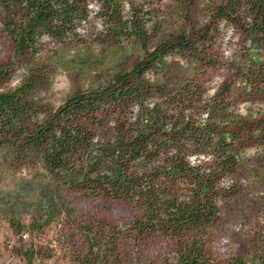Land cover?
Segmentation results:
<instances>
[{
	"label": "trees",
	"instance_id": "obj_1",
	"mask_svg": "<svg viewBox=\"0 0 264 264\" xmlns=\"http://www.w3.org/2000/svg\"><path fill=\"white\" fill-rule=\"evenodd\" d=\"M94 2L107 26L125 25L121 0H0L15 53L33 63L19 84L0 91V151L71 189L136 206L141 215L128 232L174 238L175 264H208L203 235L221 218V179L238 171L246 141L264 138V117L252 120L233 109L242 95L264 94V0H218L211 18L191 33L167 34L150 49L143 38L145 53L129 68L50 108L38 94L49 82L38 56L49 44L79 37ZM219 19L249 42L229 65L245 89L232 94L224 82L209 95L197 78L184 80L174 58L186 53L189 63L216 66L208 50ZM133 28L142 38L143 30ZM7 72L0 68V81ZM193 156L205 161L192 163ZM109 229L110 236L120 231Z\"/></svg>",
	"mask_w": 264,
	"mask_h": 264
},
{
	"label": "rangeland",
	"instance_id": "obj_2",
	"mask_svg": "<svg viewBox=\"0 0 264 264\" xmlns=\"http://www.w3.org/2000/svg\"><path fill=\"white\" fill-rule=\"evenodd\" d=\"M125 25H106L97 3L91 5L90 21L79 28V37L64 44H49L37 64L48 74V86L38 90L40 100L50 108L62 104L78 90L105 83L119 68H129L162 36L191 33L211 18L218 0H121ZM188 2V3H186ZM0 10V68L7 77L0 91L21 82L32 66L19 57L5 32ZM143 30L142 38L133 26ZM215 38L209 52L218 64L203 68L189 63L186 53L174 60L184 80L197 78L208 94L230 83L232 94L245 89L243 80L230 70L248 47L243 34L223 19L215 20ZM235 98H237L235 96ZM235 113L252 120L264 117V94L242 95ZM238 171L224 176V189L217 200L221 218L204 233L208 264H264V138L255 137L243 145ZM0 151V264H175V239L160 233L148 236L128 232L127 226L141 215L138 208L121 199L90 195L69 188L60 178L33 165L7 160ZM193 163L205 161L193 156ZM109 228L120 230L110 236ZM93 242H91V237ZM109 237V239H108ZM107 239L109 242L104 243Z\"/></svg>",
	"mask_w": 264,
	"mask_h": 264
}]
</instances>
